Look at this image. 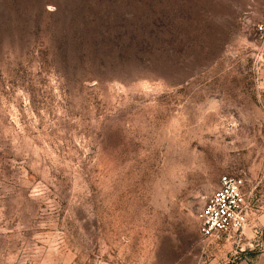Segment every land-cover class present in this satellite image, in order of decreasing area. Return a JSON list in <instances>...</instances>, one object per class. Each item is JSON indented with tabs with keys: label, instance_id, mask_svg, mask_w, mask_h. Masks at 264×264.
<instances>
[{
	"label": "rangeland",
	"instance_id": "374dc122",
	"mask_svg": "<svg viewBox=\"0 0 264 264\" xmlns=\"http://www.w3.org/2000/svg\"><path fill=\"white\" fill-rule=\"evenodd\" d=\"M259 0H0V264H264ZM224 175L252 211L204 239Z\"/></svg>",
	"mask_w": 264,
	"mask_h": 264
},
{
	"label": "built area",
	"instance_id": "2783aa9c",
	"mask_svg": "<svg viewBox=\"0 0 264 264\" xmlns=\"http://www.w3.org/2000/svg\"><path fill=\"white\" fill-rule=\"evenodd\" d=\"M259 7L260 20L255 24L256 33L264 36V0ZM252 211L250 193L240 177L224 175L219 188L209 198L200 216V233L204 239L242 236Z\"/></svg>",
	"mask_w": 264,
	"mask_h": 264
}]
</instances>
